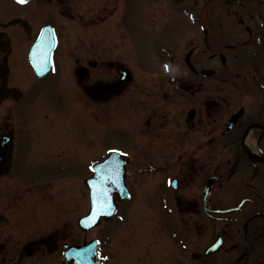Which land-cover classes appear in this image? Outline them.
<instances>
[{"label": "flooded vegetation", "instance_id": "1", "mask_svg": "<svg viewBox=\"0 0 264 264\" xmlns=\"http://www.w3.org/2000/svg\"><path fill=\"white\" fill-rule=\"evenodd\" d=\"M32 1L0 21V264H59L87 242L80 216L54 215L110 150L130 157L127 184L157 180L171 228L139 237L159 238L166 264H264V0ZM35 12L56 37L41 78L25 50ZM95 231L102 264L117 260Z\"/></svg>", "mask_w": 264, "mask_h": 264}, {"label": "rangeland", "instance_id": "2", "mask_svg": "<svg viewBox=\"0 0 264 264\" xmlns=\"http://www.w3.org/2000/svg\"><path fill=\"white\" fill-rule=\"evenodd\" d=\"M21 9L20 6L14 0H0V18H11ZM37 21V20H36ZM151 44H149V56L153 57V51L150 48ZM147 43L144 44L145 50H147ZM118 49L125 53V44L123 45L118 44ZM129 50V48H128ZM126 52L125 61L128 62L127 58L129 59L128 64L131 62V53ZM130 55V58H129ZM78 116V114L76 115ZM81 116L78 117L80 120ZM109 144H106L108 146ZM130 175H134L129 173ZM157 180L151 179L149 182L141 175L137 176L136 178L130 179L131 182V190L132 196L131 199L125 203L119 205V212L117 217L112 219L109 223L105 224L102 223L101 229H103V240L105 241L106 245H112V248L106 249L107 251H114L117 252L118 255H122L123 252H126V247L130 244L134 245L136 248L140 249L143 247L142 245L146 246L148 240L145 238H141L139 236L145 235L146 230L150 229V233H157L159 230H162L163 227L161 226L160 218L158 214L161 212L159 204L156 202V195L157 190L149 188L155 186ZM73 195V191H71ZM82 196H70V215H66L64 209H59L58 212L62 216H81L86 213L88 210V202L86 199V191L83 193ZM76 198V200L74 199ZM75 200V201H73ZM87 202V205H86ZM59 204V203H58ZM61 205V204H59ZM55 209V207H54ZM75 217V218H76ZM149 225V227H148ZM148 228V229H146ZM166 227H164L165 229ZM163 229V230H164ZM163 231L160 232V234ZM94 235L93 232L87 234V238H92ZM145 239L144 241H139V239ZM163 241V239H162ZM149 244V256L142 258L139 264H147L148 260H151V264H160V262L164 261L163 257L166 255L164 254V246L163 242L159 241V238L155 239V242L148 241ZM156 250V251H155ZM143 255V254H142Z\"/></svg>", "mask_w": 264, "mask_h": 264}, {"label": "water", "instance_id": "3", "mask_svg": "<svg viewBox=\"0 0 264 264\" xmlns=\"http://www.w3.org/2000/svg\"><path fill=\"white\" fill-rule=\"evenodd\" d=\"M91 196H92V199H93L92 206L93 205L97 206V204L100 203L101 199L98 200L97 195L95 193V190H93V189H92V192H91ZM91 216H100V214H97L96 212H93L91 214ZM75 252H78V253L81 254V257H82L81 260L85 261L83 264H94L95 259H94V250L93 249H90L89 247H86V248H84V249H82L80 251L72 250V255H75L76 254ZM85 256L87 257V259H84ZM68 262L69 261L67 259H65L62 264H69Z\"/></svg>", "mask_w": 264, "mask_h": 264}, {"label": "snow or ice", "instance_id": "4", "mask_svg": "<svg viewBox=\"0 0 264 264\" xmlns=\"http://www.w3.org/2000/svg\"><path fill=\"white\" fill-rule=\"evenodd\" d=\"M18 3H25L26 0H17ZM165 70H167V65H165ZM101 171H103V166H101ZM105 179L101 178V183H104ZM101 194L104 196L105 200L107 199V190L106 189H101ZM84 259H87L85 256Z\"/></svg>", "mask_w": 264, "mask_h": 264}]
</instances>
